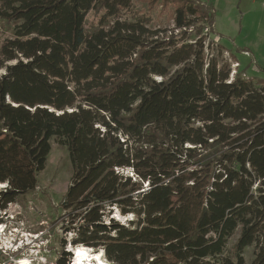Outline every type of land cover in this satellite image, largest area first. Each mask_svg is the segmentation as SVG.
I'll return each instance as SVG.
<instances>
[{"label":"trees","instance_id":"1","mask_svg":"<svg viewBox=\"0 0 264 264\" xmlns=\"http://www.w3.org/2000/svg\"><path fill=\"white\" fill-rule=\"evenodd\" d=\"M134 1L0 0L19 23L0 48V210L37 188L56 138L72 245L115 264H247L254 247L264 264V78L207 57L212 3L138 0L174 8L168 36L121 19ZM115 209L136 219L107 223Z\"/></svg>","mask_w":264,"mask_h":264},{"label":"rangeland","instance_id":"2","mask_svg":"<svg viewBox=\"0 0 264 264\" xmlns=\"http://www.w3.org/2000/svg\"><path fill=\"white\" fill-rule=\"evenodd\" d=\"M202 1L212 3L216 12L214 27L208 26L204 30L207 35V57L215 56L221 50L220 59L231 64V79L237 74L244 78H264V0ZM173 14L172 6L165 7L158 3L155 7H149L147 3L135 0L132 7L123 10L120 16L127 21L145 19L149 21L150 28L169 31V36L174 28ZM86 19L88 27L98 24L93 11ZM17 24L19 23L7 22L0 17V48L7 39L14 36ZM178 33L176 30L175 34ZM4 73L5 69H0V76ZM129 173L133 175V171ZM72 176L73 167L68 148L52 138L51 151L44 170L39 174L37 188L20 196L6 210H0V224L5 226L0 235V245L23 239L25 244L22 251L26 254L35 256L41 249V252H47L57 259L65 257L63 252L70 255L75 247L72 245L75 233L73 230L67 231L66 228L72 225L71 217L60 204L72 182ZM147 185L146 182L145 188ZM117 212V209L110 215L107 212V223L112 217L125 225L136 219L134 214L123 216L120 212L122 217L118 219L115 215ZM63 240L66 241L65 245ZM245 259L247 264L251 263L254 259V247L246 250Z\"/></svg>","mask_w":264,"mask_h":264},{"label":"built area","instance_id":"3","mask_svg":"<svg viewBox=\"0 0 264 264\" xmlns=\"http://www.w3.org/2000/svg\"><path fill=\"white\" fill-rule=\"evenodd\" d=\"M35 240H37V238ZM24 244L25 241L20 239L14 242L8 241V243L3 246L0 245V264H61L60 260H64L63 264H75V255L72 250L70 255L62 257L61 259L54 258L47 252L43 253L41 249L37 255L32 256L22 251ZM103 259L107 264H115L113 261L106 258L105 253Z\"/></svg>","mask_w":264,"mask_h":264},{"label":"bare ground","instance_id":"4","mask_svg":"<svg viewBox=\"0 0 264 264\" xmlns=\"http://www.w3.org/2000/svg\"><path fill=\"white\" fill-rule=\"evenodd\" d=\"M4 185V184H0ZM116 217L120 219L122 215L117 212ZM4 225L0 224V235L4 231ZM34 236V235H33ZM72 248V247H71ZM72 251L75 255V264H107L104 259V251L100 249L99 251H95L90 247H87L85 245H78L72 248ZM82 253L78 255L77 253Z\"/></svg>","mask_w":264,"mask_h":264},{"label":"water","instance_id":"5","mask_svg":"<svg viewBox=\"0 0 264 264\" xmlns=\"http://www.w3.org/2000/svg\"><path fill=\"white\" fill-rule=\"evenodd\" d=\"M5 187H7V184H5V185H0V188H5ZM104 253H105V251H104Z\"/></svg>","mask_w":264,"mask_h":264},{"label":"snow or ice","instance_id":"6","mask_svg":"<svg viewBox=\"0 0 264 264\" xmlns=\"http://www.w3.org/2000/svg\"><path fill=\"white\" fill-rule=\"evenodd\" d=\"M77 254L80 255V254H82V253H79V252H78Z\"/></svg>","mask_w":264,"mask_h":264}]
</instances>
